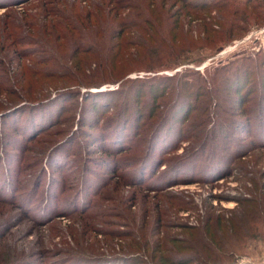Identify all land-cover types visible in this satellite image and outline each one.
Wrapping results in <instances>:
<instances>
[{"label":"rangeland","instance_id":"rangeland-1","mask_svg":"<svg viewBox=\"0 0 264 264\" xmlns=\"http://www.w3.org/2000/svg\"><path fill=\"white\" fill-rule=\"evenodd\" d=\"M175 1L0 0V264H264V0Z\"/></svg>","mask_w":264,"mask_h":264},{"label":"trees","instance_id":"trees-1","mask_svg":"<svg viewBox=\"0 0 264 264\" xmlns=\"http://www.w3.org/2000/svg\"><path fill=\"white\" fill-rule=\"evenodd\" d=\"M148 1H150L151 2V0H148ZM119 3V2H118ZM213 5H215L216 7H219L220 6V8L222 9L224 6H225V4L223 3V2H221V0H213ZM228 3V2H227ZM177 4L179 5L178 6V13L179 14H181L180 13V10H181V12L183 11H185L186 13H192V12H197V13H200V12H209L211 9L210 8H213V6H212V4L211 3H208L207 1L204 3H200L199 1H194V0H176L175 2H172V7L173 6H177ZM129 6L130 7H132V8H135V7H137V5L135 4V3H131V4H129ZM150 6V5H149ZM121 7H126L125 5H121L120 6V8ZM112 8H115V6L114 7H112ZM161 8H163V9H165L164 7H163V5H161ZM111 9V8H110ZM185 9V10H184ZM179 17H180V15H179ZM147 21V24L150 26V27H152L153 28V30H155V28H157L156 27V23H155V20L154 19H147L146 20ZM178 23H179V19H178ZM178 23H174L176 26H178L179 24ZM121 24H123V25H126L127 27H129V28H132V26L134 25V23H132V22H121ZM122 25V26H123ZM117 27V26H116ZM205 27L209 30V31H211V28H209L207 25H205ZM72 29H74L73 31H75L77 34L78 33H81V30L78 28V26H76V25H74L73 27H72ZM116 29V28H115ZM115 29L114 30H111L112 32H114L115 31ZM116 32V31H115ZM70 34H71V32H70ZM107 44H108V47H107V50H109L108 52H109V56L107 55L106 57H104V60H106V61H108L107 62V64H104V62L103 61H101L100 63H101V65H103V66H105V69H108V66L110 67V70L111 71H114L115 69L112 67V63H114V62H117V52H115V50H114V48H116L117 49V44L116 43H114V42H111V41H107ZM79 46V48H80V44H77V45H75V47H78ZM78 50V49H77ZM126 53L127 52H125V54H124V56H125V60L127 59V58H129L128 56H130L131 54H127L126 55ZM178 61L179 60H177L176 62L174 61L173 63H174V65H176L177 63H178ZM80 64H81V62L79 61H77V64H76V66L77 67H79L80 66ZM169 65L170 64H168V67H169ZM173 65V64H172ZM171 66V65H170ZM117 71V70H116ZM39 72H35V74H38ZM123 74H124V72H123ZM175 75H172V76H170V77H174ZM136 78H140V76H136ZM205 81V80H204ZM185 83H189V82H186L185 81ZM193 83V82H192ZM111 90V89H110ZM182 94H180L179 96H181ZM183 104H179L178 105V110L177 111H174V112H172V120H173V117H174V115H173V113L175 114V115H179L180 116V114L181 113H183L184 111H187V107H188V105H190L191 103H190V101H188V98L187 97H185L182 101H181ZM178 103H180V102H178ZM180 108V109H179ZM141 118H134L133 119V121H134V124L135 125H133V127L134 128H136V126L138 125V123H140V120L144 117V113H142L141 115ZM126 117V116H125ZM180 118V117H179ZM179 118L177 119V121H179ZM170 119V118H169ZM184 121H185V117H184V119H183ZM169 122V121H168ZM167 122V123H168ZM180 122H181V120H180ZM42 123H46L45 121H43ZM42 125H44V124H42ZM128 121H123L122 122V124H121V130L123 131V132H125L126 130H128ZM173 128H171V127H168V128H166V132H168V130L169 131H174V130H172ZM123 149V148H122ZM122 151V150H121ZM160 260L157 262V264H174V261H170L169 259H164L163 258V256L161 255L160 256ZM193 258H196V256H194V257H192V258H188V260H183V262H181L180 264H189V262L190 261H193V260H191V259H193ZM121 261V258H117V263L118 262H120ZM145 264H148V263H146L145 262Z\"/></svg>","mask_w":264,"mask_h":264},{"label":"bare ground","instance_id":"bare-ground-1","mask_svg":"<svg viewBox=\"0 0 264 264\" xmlns=\"http://www.w3.org/2000/svg\"><path fill=\"white\" fill-rule=\"evenodd\" d=\"M226 205L229 206V207L235 206L234 203H232V202H230V203H228Z\"/></svg>","mask_w":264,"mask_h":264}]
</instances>
